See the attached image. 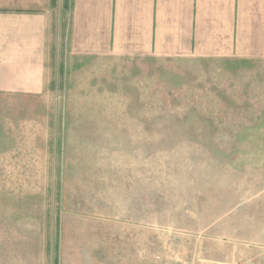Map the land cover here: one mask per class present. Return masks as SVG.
Wrapping results in <instances>:
<instances>
[{"label":"rangeland","instance_id":"374dc122","mask_svg":"<svg viewBox=\"0 0 264 264\" xmlns=\"http://www.w3.org/2000/svg\"><path fill=\"white\" fill-rule=\"evenodd\" d=\"M46 36L0 92V264H264V61Z\"/></svg>","mask_w":264,"mask_h":264},{"label":"crops","instance_id":"0c3cea01","mask_svg":"<svg viewBox=\"0 0 264 264\" xmlns=\"http://www.w3.org/2000/svg\"><path fill=\"white\" fill-rule=\"evenodd\" d=\"M29 10L0 17V72L7 82L0 92L23 88L43 71L46 35H56L60 47L64 35H73L96 53L134 35L140 55L156 56L162 47L167 55L264 61V0H55L54 16Z\"/></svg>","mask_w":264,"mask_h":264}]
</instances>
